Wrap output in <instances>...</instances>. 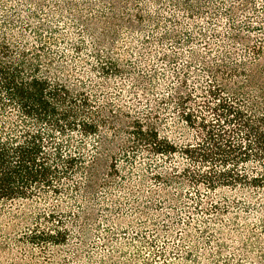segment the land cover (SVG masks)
I'll return each instance as SVG.
<instances>
[{
	"label": "trees",
	"instance_id": "obj_1",
	"mask_svg": "<svg viewBox=\"0 0 264 264\" xmlns=\"http://www.w3.org/2000/svg\"><path fill=\"white\" fill-rule=\"evenodd\" d=\"M7 1L0 204L44 206L5 217L0 253L81 246L96 207L127 217L118 194L168 264L218 263L225 240L264 262V0Z\"/></svg>",
	"mask_w": 264,
	"mask_h": 264
},
{
	"label": "rangeland",
	"instance_id": "obj_2",
	"mask_svg": "<svg viewBox=\"0 0 264 264\" xmlns=\"http://www.w3.org/2000/svg\"><path fill=\"white\" fill-rule=\"evenodd\" d=\"M42 2L48 3L49 1L42 0ZM2 4L15 6L14 1H7L5 3V0H0V5ZM1 14L2 13L0 11V16ZM181 28L182 30L187 28L184 21ZM171 48L172 46L168 47V49ZM168 49H166V51ZM155 50H159V48H156ZM158 56L160 55L158 54ZM153 69L160 72V61H157L156 58H153L150 64L144 68V70H147L145 71L146 73H150ZM124 84L126 85L127 83ZM105 91L112 96L117 93L116 87L113 86L109 89L107 88ZM158 92L160 93V89ZM126 102L129 101H123V104L130 106V104ZM156 107L158 106L156 105ZM156 107L152 104L153 109ZM150 163L153 165L155 161L150 158L149 164ZM101 195L102 194H100V196ZM224 195L228 197H238V194L235 192L222 191L218 193V197H222ZM113 196L114 199L119 200V204L118 200L116 201L118 207L122 209L124 213L128 214L127 217L116 221V224L118 225L110 227L109 225L104 224L101 219V213L103 214L104 212H102L101 208L96 207L93 215L98 221L92 225L88 238L81 246L77 238L72 237L66 245L51 246L49 252L44 255L38 254L36 251L34 252V256H31V254H25V256H22L12 251L2 250L0 253V264H100L101 261L104 262V264H168V261L171 260V249H168V254L165 258L155 257L148 253V247L150 246L149 243L158 249H160V245L163 244H161L163 239L160 237V234L157 236L155 243L153 242L154 240H152V235L149 234V232H151L154 228L151 222L148 219H141L133 213L131 214L129 210L130 208L133 209L132 206H127L128 204L125 205V201L122 198H119L118 194H114ZM108 203L112 206L115 205V203H111L110 201ZM42 206L44 205L41 203L31 201H16L6 205L0 204V230L3 233L13 234L12 230L8 227L9 225L5 226V217H8V214L18 212L29 213L36 207ZM143 222H146L147 226L141 225ZM157 222L159 225L157 229L160 231V218L157 219ZM248 223H251L250 225L252 226V230L257 234L261 235L263 233L262 227L258 225V221L256 219L250 217ZM18 229H22V226L18 225ZM171 242L172 241H170L169 244H171ZM243 243L245 242L225 240V246H227L228 249L222 254L219 262L215 264H263V260L258 256L260 254L259 251L256 250L257 253L252 254L253 251H250L248 248V255L243 252V248L245 247L243 246ZM261 245V248L264 249V241H261ZM232 254H235V256H233V259H230L229 255ZM210 256L211 255H207V258ZM225 260L233 261L228 263L227 261L224 262Z\"/></svg>",
	"mask_w": 264,
	"mask_h": 264
}]
</instances>
